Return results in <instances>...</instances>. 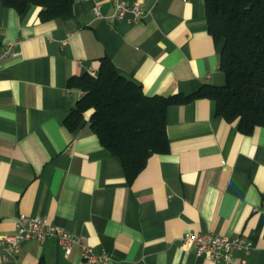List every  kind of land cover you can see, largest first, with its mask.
I'll return each instance as SVG.
<instances>
[{
    "label": "crops",
    "instance_id": "0c3cea01",
    "mask_svg": "<svg viewBox=\"0 0 264 264\" xmlns=\"http://www.w3.org/2000/svg\"><path fill=\"white\" fill-rule=\"evenodd\" d=\"M114 1L74 0L71 15L42 20L39 5L0 0V237L18 214L40 216L109 255L87 262L79 244L27 239L6 259L0 243V264H264L263 126L241 132L208 97L170 104L168 151L151 152L130 183L89 126L92 109L68 126L83 91L67 80L96 73L102 56L148 95L225 81L203 0H126L146 15L95 16ZM7 46L18 55L1 54ZM185 231L240 235L249 249L229 263L196 255Z\"/></svg>",
    "mask_w": 264,
    "mask_h": 264
},
{
    "label": "trees",
    "instance_id": "16d2710c",
    "mask_svg": "<svg viewBox=\"0 0 264 264\" xmlns=\"http://www.w3.org/2000/svg\"><path fill=\"white\" fill-rule=\"evenodd\" d=\"M18 12L40 6L42 20L71 15L74 0H1ZM208 32L221 43L223 84L205 83L191 93L145 94L141 84L102 56L96 73L85 71L67 84L83 93L66 118L74 128L92 109L89 126L100 144L116 155L127 181L142 170L151 152H167L166 112L170 104L197 97L215 102V113L249 134L264 127V0H203Z\"/></svg>",
    "mask_w": 264,
    "mask_h": 264
},
{
    "label": "built area",
    "instance_id": "2783aa9c",
    "mask_svg": "<svg viewBox=\"0 0 264 264\" xmlns=\"http://www.w3.org/2000/svg\"><path fill=\"white\" fill-rule=\"evenodd\" d=\"M93 12L96 17L106 18L110 22L120 19L137 21L146 15L139 2L126 0H115L113 10L109 14H103L98 5L93 7ZM1 54L16 56L18 51H13L7 46ZM89 72L94 73L91 69ZM45 238L56 239L65 251H68L73 244H79L81 255L87 262H104L109 256L106 252L96 253L90 245L83 243L81 235H75L43 217L18 214L15 217L13 231L4 233L0 237L2 258L6 259L9 255L14 254L23 240H43ZM180 240L193 247L196 255H207L227 263L233 259L234 251L249 249V242L240 235L229 236L214 232L185 231Z\"/></svg>",
    "mask_w": 264,
    "mask_h": 264
}]
</instances>
